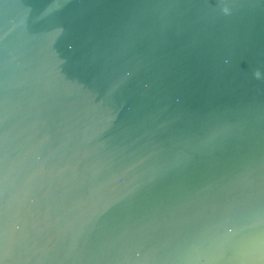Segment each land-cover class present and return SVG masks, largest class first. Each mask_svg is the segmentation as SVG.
<instances>
[{"label": "water", "instance_id": "95a60500", "mask_svg": "<svg viewBox=\"0 0 264 264\" xmlns=\"http://www.w3.org/2000/svg\"><path fill=\"white\" fill-rule=\"evenodd\" d=\"M0 264H264V0H0Z\"/></svg>", "mask_w": 264, "mask_h": 264}]
</instances>
